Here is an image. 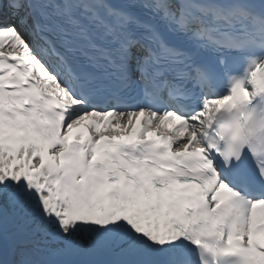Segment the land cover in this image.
Here are the masks:
<instances>
[{
    "label": "snow or ice",
    "instance_id": "6c2138e0",
    "mask_svg": "<svg viewBox=\"0 0 264 264\" xmlns=\"http://www.w3.org/2000/svg\"><path fill=\"white\" fill-rule=\"evenodd\" d=\"M0 264H264V0H0Z\"/></svg>",
    "mask_w": 264,
    "mask_h": 264
}]
</instances>
